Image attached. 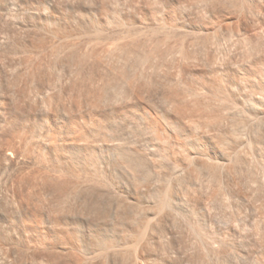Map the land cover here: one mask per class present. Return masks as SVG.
Returning <instances> with one entry per match:
<instances>
[{"label": "rangeland", "instance_id": "1", "mask_svg": "<svg viewBox=\"0 0 264 264\" xmlns=\"http://www.w3.org/2000/svg\"><path fill=\"white\" fill-rule=\"evenodd\" d=\"M12 2L13 3L8 8L9 11L7 10L8 16L5 15L6 17L5 16H4L5 18L3 17L4 20H2V22L0 21V24L2 23L1 29H0V31H1L0 34L2 36L0 35V40H2V39L4 40L3 41L4 44L2 43V46L6 45L9 48L12 47L15 49L17 47L16 51L18 54L16 56L20 57L22 60H25V62L23 61V65L20 66L21 70H22V68H24L21 73H23L24 71L25 72L23 74H21L22 76H20L19 79L17 80V82L19 81L18 82L19 87L16 89V87L13 86V84H12V82L14 83L13 79L15 78L13 76V74L15 75L16 72L14 71V69H12L8 66V63L4 62V60L7 61L9 59V57H11L8 54V51L10 49H8L6 47H5L6 49H3L4 47L0 48V80L2 83H5V84L1 83L2 86H4V88L2 87L3 88L2 91L4 93L1 91L0 97H2V96H4L2 98L6 97L5 99L7 100V103H8L7 105L9 106L8 110L10 112H12V111L15 112L19 116L18 121H21L22 117L28 115V110H29V108L27 109V107H29L28 100L31 99L32 97H34L37 93L36 90L38 91L40 86H42L41 85L42 83H40L41 78H43V77L45 78L47 76L49 78L52 77L51 80H54V82L52 81V85L50 83V84H46L47 86L44 85V87L46 86L45 90H46L47 94L49 96L54 97L53 98L55 100L54 102L58 103L57 105H59V106H57V107H59V109L58 108L54 109L55 106L53 107L52 105H49L48 103H47V105H46V103H41L42 107L44 106L46 108L40 107L41 104H38L39 106L37 104H35V106L33 107L34 104L32 101L33 105L32 106L30 105V109H31L30 111L31 112L33 111L32 117L35 120V122L36 123L38 122L37 124H40L42 127L44 122H45L44 115L49 114L50 110H51V114L54 113L56 110H58L59 112H55L54 114L58 113L56 115H58V117L62 118V119L61 118L60 119L64 122V123L62 122L63 124L67 125L69 123V121L71 120V118L74 117L72 119H76L78 122H80L79 124L82 123L81 125L84 126L85 122H84L83 117H84L85 113H89V112L95 113L96 112V113L101 114L103 112L102 113L103 116H105V117L107 116L108 120L110 119L109 120L110 122H108V129L103 132L104 135L103 134H102L103 136L101 135L102 139L100 137L99 140H102V141L105 140L104 141L105 143L110 144L109 141H111L113 139L111 141V143L116 142L114 144L116 146L111 144L112 147L110 149H112V150H110V149L105 150V151H103L105 153L101 154L103 160L107 159V161L104 160L107 165H108L107 162L112 161L111 162L112 164H110V162H109L108 166H111L113 164L114 165L111 166V169H109L110 167L108 168L107 165L106 166L104 165L106 168L103 167V169L100 173L101 174L100 177H102V176L103 177L102 178L98 177L99 178L98 180L96 178L97 182H95L96 181L95 176H94V179L92 180L94 174L90 169V165L87 163L88 161L86 158V154L84 153L85 152L84 147H85L86 143L85 142H82V143L79 142V152H82V154L84 153V155L82 156L81 153H78L77 157L73 156V158L75 157L74 160H76L78 163L81 164L80 165V164L76 163L77 165L74 164V167L77 166L78 168H76V169L74 167L73 168L79 174L82 172L80 174L81 175L80 180H79V178L78 179L76 178V180H78V181H75V178L73 179L72 176H70L71 178L67 175L63 176L61 179L62 180L65 179L64 181L67 182V184L65 183L66 184V186H65L66 192L61 198H58V199H57V197L53 196L52 192H50V191H45V192L41 191L42 193L39 192L41 194L40 195L38 193V191H40L39 190L40 184H37L38 186H36V187L35 186L32 188L29 187V188H27V189H29V190H27V191H29L28 192L29 194H26L27 192H24L23 196L26 195L24 198L26 200L29 199L28 204L31 202L30 200H32V202H31V204H29V206H27L28 204L25 205V203H27V202H25L24 208H22V210L18 208L19 209L18 210V209H16V207L12 206L13 204L10 203V200H8L10 195L7 194V192H9V191L5 192L6 190L3 187L2 173L5 171L6 167L10 166L9 164H11L13 169H17V168L19 169L20 166L18 165L19 167L18 166L16 167L17 164H15L14 161L9 162L7 160H4L5 158L3 157V155L6 152V147L4 145L0 144V264H55L52 261L53 260V258H51L52 256L54 257L59 253H60L59 256H61V255L63 256V254L65 256L67 254H72V252H73L72 249H71L72 252H70V251H68L70 253L66 252L65 249L63 248V246H61V239L58 238L61 235L68 233V232H69L68 234H72L73 236H75V235H76V237L79 236L78 238L75 237L76 239H74L73 243L76 241L74 243V245H76V243L79 242V244L82 248L79 247V244H77L76 247L75 246L73 247V249H75L76 251L74 250L75 252L72 254V255L77 256L79 259L83 258V260H84V258L86 257V255L84 257V254H86L84 251L85 248H86V252H87L90 250V248L95 249L100 245V243L102 244V242L103 243H105L106 241L108 242V240H111V238H112L116 242L118 241L116 243L115 248L108 249V250L105 249L102 251V252H105L107 250L106 254H105L106 256H104V257L105 258L107 257L108 259L107 258L105 259L102 256V255H104V253H101L103 260L105 259V262H107L106 264H136L137 262H139L138 260H137V262H135L136 260L134 259V257H132L134 255H131V254H133L132 253L133 249L131 248L133 246V242H132V240L131 241H129V240L136 233V232H134V230H137L136 227L138 224L139 225L141 224L140 222L143 221L142 220L143 217L145 216L144 220H146V216L147 217L150 216V214H148L149 212L147 213V211H149L148 209H150V208L152 209V207H155L158 200L162 199V198H160V197L158 198V196L160 195V194H158V191H156L158 194V196H157L155 194L156 193L155 190L154 191L151 190V194L149 191L148 193H146V196L140 195V193H139L140 197L142 196V198L140 199V197L138 195H136L138 193L135 194L134 187L137 188L138 183H136L137 182L136 180H135L136 182L134 180H132V177L129 174L131 171H132L131 173H132L133 177H137L139 175L140 178H142L145 175V177H143L144 179L142 178L143 182L151 180L153 178V176L154 177L158 176L157 177L158 180H156V183H157V181H159V182L161 181L159 183L160 185H158V183H157V186L160 187V192H163V193L166 190L169 191L168 189H171V188L174 190L175 185H176V187L179 186L178 183H180V180L183 176V173H185V171L186 172L189 171V172L185 173L184 175L190 174V177L193 180L196 179V181H197L198 179H200V180L202 179L201 181L199 180L198 182L193 181L194 186L197 189L196 190L197 202L193 206V208H194L193 213L194 214L192 213V217L191 216L189 218L187 217V223H185V221H183L184 223L182 221L180 223L179 218H174V220H173L171 217L168 220L170 222V224H167V225L164 223H162L163 225L160 224L161 228L160 227L158 228L159 234H161V237H166V238H163V239L161 238L162 239L161 242L159 241L157 243V245L153 246L157 253L156 252L154 253L151 250V248H153V247L149 248L151 252H148L149 254H148L147 258H150V259L157 262V263L156 262H154V263H156V264H159V263H161V264H202L204 262V264H206V263L207 264L208 263H210V264H264V99H263L264 98V95H263L264 94V0H260V1L259 0H234V1L233 0H12ZM237 2H238V4L236 5ZM249 6H251V7H249ZM248 10H250L251 13ZM235 13H236V15H235ZM40 14L41 15L44 14V15L41 16ZM53 14H54V16H53ZM46 18L49 19V21H51V18H52V20H53L52 22H55L56 24H57L56 21H58V22L60 21L59 23L62 22L60 24V26L64 25V26H66V28L69 27L67 29L72 28L74 30H76V29L79 30L80 36H78V39H77L79 42L76 40L77 41L76 42V48H72V47H69L67 45H66V47L64 45L65 49H64V47H62V48L60 47L61 51L57 47H54V49L51 48V47H53L51 45L48 48V44H47L48 42L46 39H49L51 37V35H50V33H48L46 28H45V30L43 29L44 28L43 22L46 21ZM244 18H246V19H244ZM258 18H260V19H258ZM59 23L57 25H59ZM68 25H70V26H68ZM130 26H132V27H130ZM228 26H230L231 28H229ZM130 28H131V30H130ZM92 29H96V30H92ZM242 29H243V31H242ZM82 30H84V31H82ZM230 31H232V32H230ZM233 31H234V33H233ZM98 32H99V34L101 33L103 35L100 37H103L104 40H102V38H101L100 39L101 41L98 40V42H96V41H94V40H96V38L93 35L95 33H98ZM89 33L91 35H89ZM92 33H93V35H92ZM115 33L117 35H121V37L118 36L120 40L119 39L116 40L117 35ZM229 33L231 35V38H230ZM124 34L126 35V38L130 42H131V39H132V41L134 40V42L130 43L125 38ZM131 34H133L134 37ZM135 34H136V36H135ZM237 34H239V35L237 36ZM104 36H105V38H104ZM233 36H234V38H233ZM113 38L115 41L113 40ZM121 38L123 40H121ZM44 39H45V41H44ZM91 39H93V41ZM230 39H232V41H230ZM233 39H234V41H233ZM89 40L93 44H91V42L88 43ZM5 41H6V43H5ZM113 41L116 43H114ZM82 42H84L85 44ZM104 42H105V44H104ZM118 42L119 43L124 42V43L120 44V46L122 45L121 47L123 48V50L118 49V48H121L120 46H118L116 48L117 45H115V44L119 45ZM232 42H233V44H232ZM41 43H43V44H41ZM110 43H111V45H110ZM214 43H217L218 45L214 44ZM231 44H232V46H231ZM235 44H236V46H235ZM86 45L88 46V48H86L87 47ZM96 45L97 46L101 45V47H99V46L97 47ZM113 45H115V47ZM80 46H81V48H80ZM103 46H104V48H103ZM112 46L114 47V49ZM126 46H127V48H126ZM37 47L40 49H38ZM109 47H111V49ZM128 47L131 49H129ZM217 47H218V49H217ZM55 48L58 49L60 52L58 50H55ZM89 48L93 49L94 51L96 50L94 53L97 54L95 56L93 55L89 59V60L92 59L91 61H89V64H90V62L92 64L93 61L97 62V60L99 62V59L101 58L100 62L103 61L102 63L99 62L101 64V67H99L98 70L96 68L95 69L91 68L92 69L91 70L90 67H87L89 65L82 66L83 69H82V67H80V68L75 67V69H74V66H71L74 69L72 71V68L69 66V65H71V63L70 64L68 63V61L71 62V59L74 57L72 54L73 53H74V55L77 54L78 55V59L76 58L77 61H79V60L81 61V59H79V58L82 57L81 56V54H83L82 52H84L85 49L90 50ZM125 48H126L127 52L125 51ZM135 48H137L136 49L137 51H135ZM52 49H53V51H52ZM73 49H75V51H77V53ZM102 49H103V51H102ZM115 49H117V50L115 51ZM2 50H5V52ZM104 50L107 52H105ZM206 50H208V52ZM216 50H219V52ZM117 51H118V53H117ZM121 51H123V52H121ZM128 51L129 52L132 51V52L129 53ZM156 51H158V54ZM213 51L215 52V54H217V53L218 54L215 55ZM44 52L45 53L47 52V53L45 54ZM80 52H81V54H80ZM113 52L114 53L116 52L115 55ZM210 52L212 54H210ZM36 53H37V55H36ZM55 53H57L58 55ZM63 53H66V54H63ZM108 53H111V54H108ZM126 53H128L130 55H127ZM50 54H51V56H50ZM150 54L153 56H151ZM123 55H124V57H120ZM56 56H57V58H56ZM70 56H72V58H70ZM96 56H98V57H96ZM144 56H146L147 58ZM179 56L181 58L184 56L185 58L183 57V59H181ZM186 56L189 58V60H188V58L186 59ZM75 57H77V56H75ZM94 57H96L95 58L96 60L94 59ZM214 57H216V60ZM121 58L125 62H123L121 60ZM26 59H28V60H26ZM29 59H30V62H29ZM183 60H184V62H183ZM211 60H213V62ZM51 61H52V63H51ZM82 61H83V59H82ZM31 62H33V63H31ZM24 64H25V66H24ZM104 64L106 65L105 67H103ZM213 64H215V65H213ZM213 66H215V67H213ZM102 67L105 71L104 70L102 71ZM107 67H110V68H107ZM100 68H101V70H100ZM77 69H79L80 71ZM21 70H19V71H21ZM27 71L29 72L28 74L26 73ZM75 71H79L80 73L83 71V74H82L83 80L81 79L83 82V86L78 91L77 90L74 91L71 88H69L70 87L69 85L72 82L71 81L72 77H73V79H75V77H74L76 74ZM28 75H30V76H28ZM58 76H62V77H60L62 79H60ZM138 76H139V78H137ZM28 78H30V79L27 80ZM219 78H222L223 80L219 79ZM209 79H211V80H209ZM56 80L57 81L59 80V81L56 82ZM67 80H69L70 82H68ZM132 80L134 83L132 82ZM66 81H67V83H66ZM125 82L128 84L132 83L133 87H132V84L131 85L129 84L128 86H131V87L128 88L127 84L125 85ZM8 84H10V85H8ZM138 84L143 85V86H140ZM205 85H206V87H205ZM49 86H51V87H49ZM215 86H216V88H215ZM54 87H55V89H54ZM138 87L141 89L140 91L142 93L138 90L139 89ZM142 87L145 90L142 89ZM210 88H211V90H210ZM227 88H229V89H227ZM19 89L24 91V92H22L23 95L25 92H26L25 95L27 94L26 96L25 95L23 96L21 94L23 97H25L24 103H26V105H28L26 107L27 110L25 109V104L22 105L23 97H21V95H19L21 93V91L18 92ZM131 89H132V91H131ZM215 89H216V91H215ZM223 89H225V90H223ZM12 90H14V91H12ZM27 90H28V92H27ZM60 90H62V91H60ZM247 90H249V91H247ZM197 91H198V93H197ZM174 92H175V95H176V93H178L179 95L182 94L179 98H181L180 101L182 100L183 102H181V104H178V105L183 106L184 110H182V108H180V106L179 107H177L176 105L173 106L171 104V102L169 103V101H170L169 94L171 95ZM8 94H9V96H8ZM29 94H31L32 96ZM240 94H241V96H240ZM29 96H31V97L29 98ZM139 97H140V99H139ZM248 97H249V99H248ZM91 98H93L95 100L97 99L96 101L98 102V104L96 102V106H97L96 109H95V106L93 108L91 105H89V100ZM99 98H102V99H99ZM20 99H21V101H20ZM33 99H31V100H33ZM36 105H37V108H35ZM253 105H255V106L253 107ZM21 106H23L24 109ZM136 106H140V108H143L144 111L145 110L147 111V113L144 112V117H143L144 119L141 117H138V115L134 116L133 113H131L134 110L133 108H135V109L137 108ZM47 107L49 109L50 108L51 109L49 110ZM175 107H176V109H175ZM19 108L21 111L19 110ZM177 108L179 110L181 109L182 113L179 112ZM35 109L36 110L38 109V111H36ZM67 109H68V112L66 111ZM91 109H94V110L91 111ZM128 109L131 111L129 112ZM174 109H175V111H174ZM230 110L232 113L230 112ZM119 111H125V115L118 118L115 114ZM183 111H185V112H183ZM235 112H236V114H235ZM42 113H43V115H42ZM148 113H149V116H148ZM158 116H159V118H156ZM112 117H113V119H112ZM148 117H150V118H148ZM164 118H166V119H164ZM145 119H146V121H145ZM162 119H164V121ZM153 120L157 121L155 123V125H156L155 127H157V128H153V132H152V130H149L146 128L147 127L146 124L148 123V121H153ZM167 120H168L169 124H168ZM82 121L84 122V125H83ZM111 121H112V123H111ZM153 122H155V121H153ZM163 122L164 123L167 122V124L166 123L164 124ZM113 124H115V125H113ZM171 126H173V128ZM114 127H116V128H114ZM176 127L179 128L180 131H178V129H176ZM170 131L171 132L173 131V132L171 133ZM239 131H241L240 132L241 135H239ZM149 132H150V134H149ZM177 132L182 133L183 136L180 137V133L178 134ZM258 132H259V134H258ZM111 133H112V135H111ZM175 133H177V135ZM232 133H234V135H232ZM170 134L173 138H176V139L180 138L179 140H181L182 142L184 139L185 142L186 141L188 142V143H183L184 145L187 144L185 146L187 148V149L185 148V152L187 151L186 153L182 152L183 150L181 148L180 149L182 151L180 149H178L179 147L174 148L173 145L171 147L170 146L168 147V145H170V144H168V145L166 144L168 142L166 137H170ZM242 134H243V136H242ZM152 135H153V137H152ZM158 135H160V137ZM114 136H115V139L113 138ZM162 136H165V137H162ZM237 136H238V138H237ZM235 137H236V139H235ZM118 138H120V139H118ZM47 139H49V138H47ZM191 139H193V140H191ZM62 140L69 141L68 139H65V138H62ZM114 140H116V141H114ZM153 140H154V142H153ZM157 140L160 142V144H159V142H157ZM179 140L177 141V144H179V142H181ZM129 142H131V143H129ZM164 142H166V143L164 144ZM227 142H229V144ZM247 142H249V143H247ZM259 142H261V143H259ZM122 143H123V145H122ZM149 143H151V144H149ZM225 143H226V145H225ZM142 145H143V147H142ZM156 145H157V147H156ZM221 145H222V147H221ZM154 146L156 147V149L159 150V152L161 151V153H163V151L165 150L164 154H162L163 156H160L161 153H158L159 157L158 156L154 157L155 159L156 158L158 159L156 161L153 159H149V158H153V157L152 156L149 157L150 155H148L147 151H146L147 147L148 148H150V147L155 148ZM164 146H166V147H164ZM175 146H177V145H175ZM248 146H251V147L248 148ZM80 147H82V148H80ZM127 147L129 148L128 150L132 149L131 150L132 152L128 151L126 149ZM134 147L136 148V150H134L135 149ZM140 148H142V149H140ZM123 149H124L126 154H127V152L131 153L130 155L134 154L133 157L130 155H128V156H130V158L132 160L131 164L137 165V166L134 165V167L136 168V171L138 173L139 172H141V173L137 174V172L134 171L135 168L133 169V166L131 165L129 167L131 169L128 173L129 175L126 174V176H125V174H123L124 172L122 171L123 168L121 165H123V167H124V164L122 163V162H124L123 158H125V156H127L123 153L124 152V151H122ZM188 149H190L191 152H189ZM178 150H180V151H178ZM192 150L195 151L194 153L203 154V156L198 155V158H196L193 161V163L197 162V163H195V165L193 164L195 166V168H192L194 166L190 165L191 161H189L190 163L188 162L189 158L187 156V153L189 152V154L191 155V153L193 152ZM233 150H235L234 151L235 153L233 152ZM145 151H146V153H145L146 155L143 154ZM166 151H167V153H166ZM139 152H141V153H139ZM229 152H230V154H229ZM182 153L184 156L181 155ZM260 153H262V154L260 155ZM64 154L67 155V153H64ZM176 154H178V155H176ZM123 155H125V156H123ZM78 156H79V158H78ZM164 156H166L167 158H170V159L167 160V158H164ZM185 156H186V158H185ZM68 157H70V154H68ZM81 157H83V158H81ZM119 157L122 158L123 161ZM145 157L148 159H146ZM60 158H61V161L59 162V166H58L59 168L58 169H61V167L63 169H66L69 166V164H68L69 162L66 163L67 161H64V160H68L67 156L64 157L61 155ZM76 158H78V160ZM84 158H86V159H84ZM117 158H118V160L122 161L120 164L121 169H118L120 161H119V163L117 162L118 166L114 162V159L116 161ZM262 158H263V161H262ZM109 159H112V160H109ZM159 159H160V161H159ZM197 159L201 160L200 161L201 163ZM83 160H84V162L81 163V161H83ZM147 160H149L148 163H147ZM151 160L155 161L156 164H154L155 162H153V164H151L150 163V162H152ZM137 162H139V163L141 162V163L140 164L138 163L139 164L138 165ZM174 162H176V163H174ZM212 162L216 163V164L219 163V165H217L218 167H216V164H213ZM12 163H13V165H12ZM86 163L88 164V167L86 166L87 165ZM146 163H147V165H144ZM203 163L206 166L205 165L203 166ZM14 164H15V167H14ZM52 164L55 166L58 165V163H56L54 160H51V162H49L48 165L52 166ZM84 164H86V165L84 166ZM176 164L179 165L180 168L183 167V170H185L184 172L182 169L179 170V171H182V174L180 172L181 175L179 174V172H177V174L175 173V175L172 174L171 170L173 168H171V167L176 165ZM235 164H236V166H235ZM48 165H47L48 169L46 168V170H48L47 172L50 173L52 171H51V167H49ZM60 165H61V167H60ZM143 165L145 168H147L148 171L143 167ZM151 165H156V167H157L155 169V171H156L155 175L157 174L156 176L152 172L154 170L153 168H155V166H153L151 169L148 168ZM185 165L188 168H186ZM197 165H198V167L202 166V169L200 167L198 168ZM214 165H215V167H214ZM79 166H81L80 169H79ZM116 166H117V168H116ZM239 166H241V167H239ZM159 167H161V168H159ZM224 167H225V169H224ZM82 168L84 170H82ZM104 168H105V170H104ZM114 168H116V169H114ZM129 168H127V169L129 170ZM208 168H210V169H208ZM211 168L212 169L214 168V169L212 170ZM221 168H223L224 170ZM239 168H240V171H239ZM86 169L87 170L89 169V170L87 171ZM124 169H126V168L124 167ZM127 169L125 170V172L127 171ZM192 169H196V172L194 170L195 173L194 172L192 173V171H193ZM203 169H205V170H203ZM233 169H235V170H233ZM80 170H82V171H80ZM107 170L110 172H108ZM115 170H117V171H115ZM118 170H121V171H118ZM231 170H232V172H229ZM112 171L113 172L115 171L118 173L115 174V172L113 173ZM133 171L137 174L136 176L133 173ZM190 171L192 174L190 173ZM197 171H199V172H197ZM201 171H203V173ZM87 172L90 175L87 174ZM103 172H105V173H103ZM119 172H122L123 175H120L121 173H119ZM147 172H149L153 176ZM234 172H235V174H234ZM199 173H200V175H199ZM214 173H215V175H214ZM219 173H221V174H219ZM83 174L84 175L86 174V176H83ZM147 174L150 175V177ZM170 174L173 176H171ZM216 174H218V176ZM169 175H170V177H169ZM219 175H220V177L222 175V177L220 178ZM235 175H236V178L234 177ZM139 176L137 178H139ZM209 176H211V177H209ZM82 177H84V178H82ZM87 177L88 178L92 177V178L88 179ZM116 177H118V178H116ZM159 177L161 178L160 180H159ZM204 177H206V178H204ZM106 178H109V179H106ZM130 178H131V180H130ZM146 178L147 179L149 178V180H147ZM168 178L170 179L171 182L168 181L169 180ZM203 178L206 180H204ZM211 178H214L213 179L214 181L211 180ZM85 179H87V180H85ZM133 179H135V178H133ZM218 179H220L221 181H218ZM227 179H228V182H226ZM99 180L102 182H100ZM103 180H104V182H103ZM128 180L131 182H129ZM176 180H177V182H176ZM215 180H217V181H215ZM239 181H240V183H239ZM81 182H82V184H81ZM211 182H212V184L209 185ZM258 182H259V184H258ZM76 183L78 184V186L76 185ZM166 183H168L169 186ZM197 183H199L201 186H199V184H197ZM238 183L240 185H238ZM255 183H257V184H255ZM94 184L96 186H94ZM136 184H137V186H135ZM248 184H250V185L248 186ZM87 185L90 186V188ZM105 186H107V187H105ZM157 186H156V189L158 188ZM171 186H173V187H171ZM208 186H210V187H208ZM254 186H256L258 188H255ZM163 187H165V188H163ZM166 187H167V189H166ZM82 188L84 191L82 190ZM201 188H203V189H201ZM250 188H252V189H250ZM164 189H166V190H164ZM172 189H171V191H172ZM256 189H257V192L255 191ZM25 190L26 189H24V191ZM227 190L229 193L226 192ZM209 191L211 193H213V195L211 193H209ZM152 192H154V194ZM202 192H203V194L200 195V193H202ZM205 192H208V193H205ZM240 193H242V194L240 195ZM32 194H34V195L32 196ZM36 194L39 197L38 196L34 197V196H36ZM206 194H209V195H206ZM118 195H120V196H118ZM161 195H162V193H161ZM27 196L30 197L31 199L28 198ZM164 196H165V194H164ZM123 197H124V199H123ZM126 197L129 201L126 199ZM135 197H138L136 201H135V199H136ZM215 197H216L217 201H216ZM132 198H134V199H132ZM152 198H153V200H152ZM138 199H139V202H138ZM121 200H123V201L121 202ZM124 200L126 201V203H130V204L123 203V202H125ZM142 200L144 201V203ZM148 200L151 202H149ZM156 200H157V202H156ZM214 200H215V202H214ZM223 200H224V202H223ZM226 200H227V202H226ZM119 201L121 202V205H119L120 204ZM152 201H154L156 203H154ZM117 202L119 203L117 205L118 207L116 206ZM137 202L140 204H143V205L139 206ZM219 202H220V204H219ZM254 202H256V203H254ZM259 202H261V203H259ZM221 203H223L224 205ZM35 204L38 207H36V206L34 207L33 205H35ZM112 204L113 205L115 204V205L113 206ZM131 204L133 205V209H129L132 206ZM134 204L135 205L137 204L138 206L137 205L135 206ZM145 204H148V205L145 206ZM215 204L218 205L216 208H215V206H216ZM255 204H256V207H255ZM30 205L35 209L38 208L37 209L38 213L36 212L37 215H36V213L32 212V214L30 216L31 212H29V211L34 210L33 208H30L31 207ZM195 206H197V207H195ZM212 206L214 208H212ZM27 207L30 209H28ZM119 207H121V208H119ZM127 207H129V208H127ZM140 207H142L143 210ZM146 207H148V208H146ZM156 207H157V209L159 208L158 204ZM156 207L153 209L157 210ZM232 207L233 208L235 207L234 208L235 210ZM229 208L231 210H229ZM255 208H257V209H255ZM151 209H150V213H151ZM215 209H217V210H215ZM130 210H133L134 212L130 211ZM140 210H142L143 212L146 211V213H143ZM232 210L235 211L234 214H233ZM21 211H23V212H21ZM217 211H218V213H217ZM238 212H240L239 215H238ZM24 213L29 214V217L26 218L24 216ZM235 214H237V216ZM130 215H131V217H130ZM54 216H56V217H54ZM132 216H134V218ZM227 216H229V217H227ZM238 217L239 218L241 217V218L239 219ZM54 218H56L55 221L52 220ZM139 218H140V220H139ZM196 218H197V220H199V223L197 222V220H194ZM226 218H228V219H226ZM171 219L173 220L172 222H171ZM200 219H202V220L200 221ZM222 219L224 221H222ZM203 220L205 222H202ZM188 221H189V225H188ZM221 221H222V223H221ZM241 221H242V223H241ZM53 222H55V223H53ZM174 222H176V223H174ZM120 223H122L123 225ZM132 223H134V224H132ZM200 223H202V224L206 223L208 225L206 231L203 229H199V228H203V227H200V225L202 226V224H200ZM172 224H173L174 228H173ZM175 224H177V225H175ZM198 224H200V225H198ZM194 226L196 227V230H194L195 229ZM112 227L113 228L115 227V228L113 229ZM162 227H164L165 229L163 228L164 229L163 230ZM209 227H211V228H209ZM150 229H151V225H150ZM215 230H217V231H215ZM203 231L206 232V234H209V233L210 234L206 235ZM199 232L201 234H199ZM221 232H222V234H221ZM93 234L96 237H94ZM197 234H199V235H197ZM124 235L126 237L127 236L128 237L125 239ZM100 236H102L103 238ZM106 236H108V237H106ZM129 236H130V238H129ZM99 237H100V239L101 238L102 239L100 240ZM209 238L211 241H212V239H215L214 241L216 242V244H218V242H220L218 244L219 245L218 247H220L219 250H220L221 254L219 252H217L218 254L215 253L216 256H214L213 254H209L210 251H207V249H206L209 247V246H207L208 245L207 242L209 241L208 240ZM165 239H167V240L165 241ZM193 239H195V240H193ZM198 239H200V240H198ZM114 240H112V241L115 243ZM220 240L223 242V244H221ZM124 241H125V243H124ZM162 241H163V244H162ZM121 242H122V244H121ZM201 242H203V243H201ZM204 243H206L207 245H205ZM123 244L125 245V247ZM126 244H127V246H126ZM160 244H162V245L160 246ZM165 244H167V245H165ZM91 245H93L94 248ZM223 245L226 246V248L224 247V250H223ZM28 246L29 247H35L34 250H33V248H31L32 251H34V253L31 252V250ZM233 246H234V249H233ZM17 248H19L20 251ZM78 248H80L79 249L80 251L77 250ZM27 249L30 251L29 253H28ZM110 250L111 251L114 250L115 252L112 251L114 254L112 252H110ZM20 252H22L23 254ZM109 252H110V256L108 254ZM233 252L235 253V257H234ZM153 253L156 255H153ZM119 254H121V255H119ZM130 255L132 258L130 257ZM208 255H211V256H208ZM217 255H220V256H217ZM228 256H230V257H228ZM157 257H160V258H157ZM231 257L232 258L234 257L233 259L235 262L233 260H231ZM164 258H165V260H164ZM182 258H184V259H182ZM193 258H194V260H192ZM218 259L220 261H223V262L219 263ZM83 260L80 261L81 264L86 263V261H83ZM113 260L114 261L117 260V261L114 262ZM230 260H231V263H230ZM216 261H218V262H216ZM105 262H104V264H105ZM108 262H110V263H108ZM80 263H78V264H80Z\"/></svg>", "mask_w": 264, "mask_h": 264}, {"label": "bare ground", "instance_id": "2", "mask_svg": "<svg viewBox=\"0 0 264 264\" xmlns=\"http://www.w3.org/2000/svg\"><path fill=\"white\" fill-rule=\"evenodd\" d=\"M234 1V0H233ZM260 1V0H259ZM14 2V1H13ZM12 2V0H0V21L2 22V20H4V18L6 17L5 15H7V10L9 11V7H10V5L13 3ZM240 3V2H239ZM256 3V2H255ZM238 4V2L236 3V5ZM251 4V3H250ZM240 5V4H239ZM238 5V6H239ZM249 5V4H248ZM235 7V6H234ZM233 7V8H234ZM248 7V6H247ZM246 7V8H247ZM249 7H251V6H249ZM245 8V7H244ZM11 9V8H10ZM234 11V10H233ZM249 12H250V10H248ZM256 12V11H255ZM240 13V12H239ZM251 13V12H250ZM51 14V13H50ZM238 14V13H237ZM260 14V13H259ZM41 15V14H40ZM42 15H44V14H42ZM41 15V16H42ZM52 15V14H51ZM234 15V14H233ZM235 15H236V13H235ZM249 15V14H248ZM5 16V17H4ZM8 16V15H7ZM53 16H54V14H53ZM250 16V15H249ZM253 16V15H252ZM4 17V18H3ZM45 17V16H44ZM51 17V16H50ZM230 17V16H229ZM235 17V16H234ZM245 17V16H244ZM247 17V16H246ZM254 17V16H253ZM48 18V17H47ZM46 18V21L45 22H43L42 24L44 25L42 28L45 30V28H46V30L48 31V33H50V35H51V37L49 38V39H46L47 40V44H48V48H49V46L51 45V46H53V47H51V48H53L54 49V47H57V48H59V50L62 48V47H64V45H65V47H66V45L67 46H69V47H72V48H76V42L78 41L77 39H78V36H80L79 34V30H74V29H72V28H70V29H67V28H69V27H67L66 28V26H64L63 24V26H60V24L62 23H59L58 21H56L57 22V24L59 23V25H57L55 22H52L53 20H52V18H51V21H49V19H47ZM56 18V17H55ZM54 18V19H55ZM222 18V17H221ZM240 18V17H239ZM252 18V17H251ZM257 18V17H256ZM244 19H246V18H244ZM258 19H260V18H258ZM255 20V19H254ZM55 21V20H54ZM245 21V20H244ZM239 22V21H238ZM259 22V21H258ZM66 23V22H65ZM224 23V22H223ZM234 23V22H233ZM240 23V22H239ZM2 24V23H1ZM1 24H0V29H1ZM41 24V25H42ZM67 24V23H66ZM227 25V24H226ZM230 25V24H229ZM68 26H70V25H68ZM231 26V25H230ZM230 26H228L229 28H231ZM234 26V25H233ZM130 27H132V26H130ZM227 27V26H226ZM235 27V26H234ZM98 28V27H97ZM224 28V27H223ZM236 28V27H235ZM42 29V30H43ZM128 29V28H127ZM81 30V29H80ZM92 30H96V29H92ZM130 30H131V28H130ZM129 30V31H130ZM236 30V29H235ZM82 31H84V30H82ZM115 31V30H114ZM240 31V30H239ZM242 31H243V29H242ZM119 32V31H118ZM123 32V31H122ZM230 32H232V31H230ZM236 32V31H235ZM238 32V31H237ZM0 33H1V31H0ZM3 33V32H2ZM91 33V32H90ZM89 33V35H91ZM117 33V32H116ZM115 33V34H116ZM126 33V32H125ZM233 33H234V31H233ZM239 33V32H238ZM241 33V32H240ZM121 34V33H120ZM1 35V34H0ZM49 35V34H48ZM84 35V34H83ZM87 35V34H86ZM88 35V36H89ZM92 35H93V33H92ZM117 35V34H116ZM125 35V34H124ZM130 35V34H129ZM128 35V36H129ZM131 35H133V34H131ZM229 35H230V33H229ZM236 35V34H235ZM239 34H237V36H238ZM2 36V35H1ZM38 36V35H37ZM95 38H96V40H94V41H96V42H98V40H100L101 38H102V40H104L103 39V37H100V36H103L101 33L99 34V32L98 33H95L94 35H93ZM118 36H120L121 37V35H117V39L116 40H118L119 39V37ZM135 36H136V34H135ZM167 36V35H166ZM6 37V36H5ZM48 37V36H47ZM133 37H134V35H133ZM42 38V37H41ZM83 38V37H82ZM88 38V37H87ZM92 38V37H91ZM94 38V39H95ZM104 38H105V36H104ZM125 38H126V35H125ZM131 38V37H130ZM136 38V37H135ZM230 38H231V35H230ZM233 38H234V36H233ZM241 38V37H240ZM245 38V37H244ZM81 39V38H80ZM90 39V38H89ZM127 39V38H126ZM39 40V39H38ZM43 40V39H42ZM41 40V41H42ZM77 40V41H76ZM82 40V39H81ZM92 41H93V39H91ZM106 40V39H105ZM113 40H114V38H113ZM120 40V39H119ZM121 40H123L122 38H121ZM128 40V39H127ZM136 40V39H135ZM228 40V39H227ZM226 40V41H227ZM238 40V39H237ZM4 40L2 39V40H0V48H3V49H6V48H8V49H10L9 51H8V54H9V56H11V57H9V59L7 60V61H5L4 60V62H6V63H8V66L10 67V68H12V69H14V71L16 72V74L14 75L13 73V76L15 77L13 80H14V83L12 82V84H13V86H15L16 87V89L19 87V84H18V82H17V80L19 79V77L20 76H22L21 74H23V73H21L22 72V70L24 69V68H22V70H21V65H23V61L25 62V60H22L20 57H18V56H16L18 53H17V51H16V49H17V47H16V49L15 48H9V47H7L6 45L5 46H2V43L4 44V42H3ZM36 41V40H35ZM44 41H45V39H44ZM101 41V40H100ZM99 41V42H100ZM115 41V40H114ZM113 41V42H114ZM129 41V40H128ZM229 41V40H228ZM230 41H232V39H230ZM233 41H234V39H233ZM239 41V40H238ZM32 42V41H31ZM79 42V41H78ZM81 42V41H80ZM91 41L89 40V42L88 43H90ZM112 42V43H113ZM125 42V41H124ZM124 42H118L119 43V45L118 44H115V45H117L116 46V48L118 47V46H120V44L121 43H124ZM130 42V41H129ZM131 42L133 43L134 42V40L132 41V39H131ZM130 42V43H131ZM5 43H6V41H5ZM14 43V42H13ZM17 43V42H16ZM36 43V42H35ZM39 43V42H38ZM82 43H84V42H82ZM102 43V42H101ZM114 43H116V42H114ZM231 43V42H230ZM238 43V42H237ZM240 43V42H239ZM32 44V43H31ZM34 44V43H33ZM41 44H43V43H41ZM69 44V45H68ZM85 44V43H84ZM91 44H93L92 42H91ZM97 44V43H96ZM100 44V43H99ZM104 44H105V42H104ZM214 44H217V43H214ZM232 44H233V42H232ZM232 44H231V46H232ZM107 45V44H106ZM110 45H111V43H110ZM115 45H113L114 47H115ZM124 45V44H123ZM218 45V44H217ZM10 46V45H9ZM14 46V45H13ZM18 46V45H17ZM32 46V45H31ZM36 46V45H35ZM38 46V45H37ZM43 46V45H42ZM82 46V45H81ZM81 46H80V48H81ZM87 46V45H86ZM97 46V45H96ZM95 46V47H96ZM99 46V45H98ZM97 46V47H98ZM105 46V45H104ZM104 46H103V48H104ZM108 46V45H107ZM112 46V47H113ZM122 46V45H121ZM120 46V47H121ZM136 46V45H135ZM235 46H236V44H235ZM6 47V48H5ZM61 47V48H60ZM65 47H64V49H65ZM78 47V46H77ZM90 47V46H89ZM94 47V48H95ZM99 47H101V45L99 46ZM114 47H113V49H114ZM124 47V46H123ZM130 47V46H129ZM128 47V48H129ZM134 47V46H133ZM132 47V48H133ZM214 47V46H213ZM219 47V46H218ZM218 47H217V49H218ZM238 47V46H237ZM240 47V46H239ZM38 48V47H37ZM47 48V49H48ZM86 48H88V46L86 47ZM92 48V47H91ZM110 49H111V47H109ZM108 48V49H109ZM122 48V47H121ZM121 48H118V49H120V50H123V48L121 49ZM126 48H127V46H126ZM126 48H125V51H126ZM205 48V47H204ZM212 48V47H211ZM220 48V47H219ZM235 48V47H234ZM35 49V48H34ZM38 49H40V48H38ZM53 49H52V51H53ZM71 49V48H70ZM83 49V48H82ZM90 49V48H89ZM101 49V48H100ZM129 49H131V48H129ZM137 48H135V51H137L136 50ZM20 50V49H19ZM55 50H58V49H56L55 48ZM58 50V51H59ZM74 51H75V49H73ZM117 49H115V51H116ZM203 50V49H202ZM211 50V49H210ZM2 51H4L5 52V50H2ZM36 51V50H35ZM34 51V52H35ZM42 51V50H41ZM51 51V50H50ZM61 51V50H60ZM59 51V52H60ZM65 51V50H64ZM63 51V52H64ZM73 51V52H74ZM81 51V50H80ZM96 51V50H95ZM93 49H90V50H88V49H85L84 50V52H82L83 54H81V52H80V54H81V56L82 57H80L79 59H81V61L79 60V61H77V59H78V55L76 54L77 53V51H75L76 53V55H74V53L72 54L74 57L72 58V56H70V58H72L71 59V62H69L68 61V63L70 64L71 63V65H69L70 67L71 66H74V69H75V67L76 68H80V67H82V66H87V65H89V66H87V67H90V69L92 68V69H97L98 70V68L99 67H101V64L100 63H102V62H100L101 60V58L99 59V62H98V60H97V62H95V61H93V63L91 64V62H90V64H89V61H91V60H89L93 55L95 56V55H97V54H95L94 52H95ZM102 51H103V49H102ZM101 51V52H102ZM105 51V50H104ZM114 51V50H113ZM134 51V52H135ZM155 51V50H154ZM207 52H208V50H206ZM216 51H218L219 52V50H216ZM24 52V51H23ZM56 52V51H55ZM58 52V53H59ZM66 52V51H65ZM79 52V51H78ZM105 52H107V51H105ZM121 52H123V51H121ZM127 52V51H126ZM129 52V51H128ZM130 52H132V51H130ZM129 52V53H130ZM151 52V51H150ZM153 52V51H152ZM157 52V54H158V51H156ZM184 52V51H183ZM214 52V51H213ZM2 53V52H1ZM42 53V52H41ZM45 53V52H44ZM47 53V52H46ZM45 53V54H46ZM114 53V52H113ZM112 53V54H113ZM116 53V52H115ZM115 53H114V55H115ZM117 53H118V51H117ZM125 53V52H124ZM39 54V53H38ZM43 54V53H42ZM41 54V55H42ZM52 54V53H51ZM51 54H50V56H51ZM55 54H57V53H55ZM63 54H66V53H63ZM62 54V55H63ZM108 54H111V53H108ZM121 54V53H120ZM127 55H130V54H128V53H126ZM132 54V53H131ZM156 54V55H157ZM184 54V53H183ZM206 54V53H205ZM210 54H212L211 52H210ZM214 54H215V52H214ZM218 54V53H217ZM217 54H215V55H217ZM3 55V54H2ZM7 55V54H6ZM36 55H37V53H36ZM44 55V54H43ZM58 55V54H57ZM117 55V54H116ZM151 55V54H150ZM214 55V56H215ZM40 56V55H39ZM65 56V55H64ZM63 56V57H64ZM75 56H77V57H75ZM108 56V55H107ZM132 56V55H131ZM151 56H153V55H151ZM155 56V55H154ZM206 56V55H205ZM24 57V56H23ZM29 57V56H28ZM31 57V56H30ZM45 57V56H44ZM84 57V58H83ZM96 57H98V56H96ZM96 57H94V59L96 58ZM120 57H124V55L123 56H120ZM143 57V56H142ZM141 57V58H142ZM144 57H146V56H144ZM180 57V56H179ZM184 57V56H183ZM183 57L181 58V59H183ZM207 57V56H206ZM32 58V57H31ZM53 58V57H52ZM51 58V59H52ZM56 58H57V56H56ZM75 58V59H74ZM77 58V59H76ZM117 58V57H116ZM127 58V57H126ZM147 58V57H146ZM185 58V57H184ZM188 57L186 56V59H187ZM215 58V60H216V57H214ZM37 59V58H36ZM63 59V58H62ZM82 59H83V61H82ZM87 59V60H86ZM125 59V58H124ZM26 60H28V59H26ZM96 60V59H95ZM121 60L123 61V59L121 58ZM143 60V59H142ZM188 60H189V58H188ZM207 60V59H206ZM50 61V60H49ZM105 61V60H104ZM107 61V60H106ZM121 61V62H122ZM212 62H213V60H211ZM29 62H30V59H29ZM28 62V63H29ZM34 62V61H33ZM33 62H31V63H33ZM123 62H125V61H123ZM183 62H184V60H183ZM51 63H52V61H51ZM217 63V62H216ZM30 64V63H29ZM110 64V63H109ZM113 64V63H112ZM116 64V63H115ZM124 64V63H123ZM259 64V63H258ZM66 65V64H65ZM103 65V64H102ZM212 65V64H211ZM213 65H215V64H213ZM2 66V65H1ZM24 66H25V64H24ZM29 66V65H28ZM106 65L104 64V66L103 67H105ZM210 66V65H209ZM20 67V68H19ZM67 67V66H66ZM103 67H102V71L104 70L103 69ZM111 67V66H110ZM110 67H107V68H110ZM213 67H215V66H213ZM9 68V69H10ZM27 68V67H26ZM72 68V67H71ZM212 68V67H211ZM257 68V67H256ZM255 68V69H256ZM73 68H72V71L74 70ZM82 69H83V67H82ZM91 69V70H92ZM19 70H21V71H19ZM26 70V69H25ZM70 70V69H69ZM77 70H79V69H77ZM100 70H101V68H100ZM111 70V69H110ZM13 71V70H12ZM11 71V72H12ZM71 71V72H72ZM80 71V70H79ZM79 71H75L76 72V74H75V79H73V77H72V82H71V84L69 85L70 87L69 88H71L72 90H80L81 89V87L83 86V82H82V74H83V71L80 73ZM95 71V70H94ZM105 71V70H104ZM218 71V70H217ZM14 72V73H15ZM74 72V73H75ZM93 72V71H92ZM212 72V71H211ZM27 74L29 73L28 71L26 72ZM59 73V72H58ZM218 73V72H217ZM126 74V73H125ZM35 75V74H34ZM49 75V74H48ZM57 75V74H56ZM60 75V74H59ZM74 75V74H73ZM28 76H30V75H28ZM43 76V75H42ZM50 76V75H49ZM55 76V75H54ZM33 77V76H32ZM51 77V76H50ZM59 78L60 77H62V76H58ZM91 77V76H90ZM125 77V76H124ZM127 77V76H126ZM133 77V76H132ZM136 77V76H135ZM13 78V77H12ZM11 78V79H12ZM22 78V77H21ZM52 78V77H51ZM51 78H49L48 76L47 77H43V78H41V82L40 83H42L41 85L42 86H40V88L38 89V91L36 90V95L34 96V97H32L31 99H33V100H31V99H29L32 95L31 94H29V95H31V96H29V100H28V104H29V107H27L28 105H26V103H24V101H25V97H23L24 95H25V93H24V95H23V93L22 92H24V91H22V90H18V92L19 91H21V93L19 94V95H21V97H23V103H22V105H24L25 104V109H26V107H27V109L29 108V110H28V115H26V116H24V117H22V120L21 121H18V119H19V116L15 113V112H10L9 110H8V103H7V100L5 99V98H2V97H4V96H2V97H0V144L1 145H4L5 147H6V152L4 153V155H3V157L5 158L4 160H7V161H9V162H13L14 161V163L15 164H17L16 165V167L18 166L19 167V169L17 168V169H13V167L11 166V164H9L10 166H8V167H6V169H5V171L2 173V184H3V187H4V189L6 190L5 192H7V191H9V192H7V194L8 195H10L9 196V198H8V200H10V203H12L13 205L12 206H14V207H16V209H21L22 210V208H24V203L25 202H27V203H25V205H27L28 204V198H30V197H28L27 199L28 200H26L24 197L26 196H23V193L24 192H27L26 194H29L28 192L29 191H27V190H29V189H27V188H29V187H36V186H38L37 184H40V191H38V193L40 192V193H42V192H45V191H50V192H52V194H53V196H55V197H57V199L58 198H61L64 194H65V192H66V190H65V186H66V184H67V182H65L64 180L65 179H61L63 176H65V175H67V176H72V178L74 179L75 178V181H78V180H76V178L78 179L79 178V180H80V174L82 173H77L76 172V168H78L77 166L76 167H74V164H76V163H78L76 160H74V158L75 157H77V155H78V153H81L82 154V152H79V142H85L84 144H85V154H86V158H87V163L90 165V169H91V171L93 172V178L92 177H90V178H92V180L94 179V176H95V180H96V178H97V180L99 179L98 177H100L101 176V171H102V169H103V167H105L107 164H106V162L104 161V160H106L107 161V159H102V156H101V154L102 153H105V152H103V151H105V150H109L111 147H112V145L111 144H115L116 142H112L111 143V141L113 140H111V141H109L110 142V144H107V143H105L104 141H102V140H99L100 139V137H101V135L103 134L104 135V131L105 130H107L108 129V122H110L109 120H108V118H107V116L105 117V116H103V112L100 114V113H91V112H89V113H85V115H84V122H85V125H84V122H83V125L84 126H82L81 124H79L80 122H78L76 119H72V118H74V117H72L71 118V120L69 121V123L66 125V124H63L64 122L61 120L62 118L61 117H58V115H56V114H58V113H56V114H54L55 112H59L58 110H56L54 113H52L51 114V108L49 109L48 107V109L50 110V113L49 114H47L46 112V114L47 115H44V119H45V122H44V124H43V126L41 127V125L40 124H37L36 122H35V120L33 119V117H32V112L30 111L31 109H30V105L32 106L33 104V107L35 106V104H41V103H46V105H47V103L49 104V105H52L53 107H54V109H59V107H57V106H59V105H57L58 103H56V102H54L55 100L53 99L54 97H52V96H49L48 94H47V92H46V90H45V88H46V84H50L51 83V85H52V81L54 82V80H51ZM68 78V77H67ZM93 78V77H92ZM137 78H139V76L137 77ZM30 78H28L27 80H29ZM60 79H62V78H60ZM66 79V78H65ZM82 79V80H81ZM122 79V78H121ZM133 79V78H132ZM213 79V78H212ZM216 79V78H215ZM219 79H222V78H219ZM70 80V79H69ZM69 80H67L68 82H70ZM123 80V79H122ZM143 80V79H142ZM206 80V79H205ZM209 80H211V79H209ZM223 80V79H222ZM59 81V80H58ZM57 80H56V82H58ZM63 81V80H62ZM67 81H66V83H67ZM128 81V80H127ZM141 81V80H140ZM17 82V83H16ZM132 82H133V80H132ZM136 82V81H135ZM214 82V81H213ZM1 82V80H0V94H1V91H2V89L4 88V86H2V84H5V83H2ZM11 83V82H10ZM16 83V84H15ZM21 83V82H20ZM61 83V82H60ZM59 83V84H60ZM65 83V82H64ZM134 83V82H133ZM247 83V82H246ZM57 84V83H56ZM62 84V83H61ZM60 84V85H61ZM127 84V86L130 84H132V83H126L125 82V85ZM210 84V83H209ZM220 84V83H219ZM8 85H10V84H8ZM44 85H46L45 87H44ZM138 85H140V84H138ZM137 85V86H138ZM207 85V84H206ZM206 85H205V87H206ZM212 85V84H211ZM215 85V84H214ZM59 86V85H58ZM57 86V87H58ZM135 86V85H134ZM140 86H143V85H140ZM219 86V85H218ZM243 86V85H242ZM262 86V85H261ZM3 87V88H2ZM12 87V86H11ZM22 87V86H21ZM49 87H51V86H49ZM129 87H131V86H128V88ZM132 87H133V84H132ZM204 87V86H203ZM204 87V88H205ZM212 87V86H211ZM13 88V87H12ZM11 88V89H12ZM67 88V87H66ZM127 88V87H126ZM136 88V87H135ZM139 88V87H138ZM137 88V89H138ZM215 88H216V86H215ZM220 88V87H219ZM236 88V87H235ZM246 88V87H245ZM14 89V88H13ZM54 89H55V87H54ZM60 89V88H59ZM70 89V90H71ZM133 89V88H132ZM132 89H131V91H132ZM142 89H144L143 87H142ZM201 89V88H200ZM221 89V88H220ZM227 89H229V88H227ZM247 89V88H246ZM9 90V89H8ZM130 90V89H129ZM139 91L141 90L140 88L138 89ZM137 90V91H138ZM145 90V89H144ZM143 90V91H144ZM190 90V89H189ZM210 90H211V88H210ZM213 90V89H212ZM223 90H225V89H223ZM232 90V89H231ZM7 91V90H6ZM12 91H14V90H12ZM50 91V90H49ZM60 91H62V90H60ZM127 91V90H126ZM147 91V90H146ZM195 91V90H194ZM215 91H216V89H215ZM247 91H249V90H247ZM246 91V92H247ZM3 92V91H2ZM27 92H28V90H27ZM141 92V91H140ZM191 92V91H190ZM193 92V91H192ZM214 92V91H213ZM242 92V91H241ZM4 93V92H3ZM9 93V92H8ZM49 93V92H48ZM135 93V92H134ZM142 93V92H141ZM194 93V92H193ZM196 93V92H195ZM197 93H198V91H197ZM211 93V92H210ZM224 93V92H223ZM229 93V92H228ZM255 93V92H254ZM140 94V93H139ZM174 94V95H173ZM178 93H176V95H175V92L174 93H172L171 95L169 94V99H170V101H169V103L171 102V104L173 105V106H177V107H179L180 106V108H182V110H184L183 109V106H181V105H178V104H181V102H183L182 100L180 101V99L181 98H179L181 95H177ZM217 94V93H216ZM215 94V95H216ZM244 94V93H243ZM248 94V93H247ZM246 94V95H247ZM16 95V94H15ZM27 95V94H26ZM25 95V96H26ZM132 95V94H131ZM214 95V96H215ZM264 95V94H263ZM1 96V95H0ZM8 96H9V94H8ZM126 96V95H125ZM219 96V95H218ZM240 96H241V94H240ZM19 97V96H18ZM183 97V96H182ZM258 97V96H257ZM260 97V96H259ZM127 98V97H126ZM166 98V97H165ZM185 98V97H184ZM241 98V97H240ZM99 99H102V98H99ZM123 99V98H122ZM139 99H140V97H139ZM248 99H249V97H248ZM254 99V98H253ZM257 99V98H256ZM264 99V98H263ZM27 100V99H26ZM31 100V101H30ZM97 100V99H96ZM95 99H93V98H91L90 100H89V105H91L93 108H94V106H95V109H96V101ZM240 100V99H239ZM9 101V100H8ZM20 101H21V99H20ZM32 101H33V104H32ZM44 101V102H43ZM47 101V102H46ZM99 101V100H98ZM256 101V100H255ZM59 102V101H58ZM246 102V101H245ZM167 103V102H166ZM250 103V102H249ZM252 103V102H251ZM261 103V102H260ZM60 104V103H59ZM97 104H98V102H97ZM254 104V103H253ZM37 105H36V107L35 108H37ZM44 105V104H43ZM169 105V104H168ZM167 105V106H168ZM247 105V104H246ZM256 105V104H255ZM255 105H253V107L255 106ZM262 105V104H261ZM18 106V105H17ZM39 106V105H38ZM51 106V107H52ZM62 106V105H61ZM90 106V107H91ZM171 106V105H170ZM21 107H23V106H21ZM40 107H42V104H41V106ZM137 108L135 109V108H133L134 110L131 112V113H133V115L135 116V115H138V117H141V118H143L144 117V112H146L147 113V111L145 110L144 111V109L143 108H140V106H136ZM32 108V107H31ZM39 108V107H38ZM42 108H46V107H42ZM122 108V107H121ZM173 108V107H172ZM257 108V107H256ZM10 109V108H9ZM23 109H24V107H23ZM22 109V110H23ZM26 109V110H27ZM34 109V108H33ZM32 109V110H33ZM41 109V108H40ZM39 109V110H40ZM64 109V108H63ZM98 109V108H97ZM175 109H176V107H175ZM175 109H174V111H175ZM178 109V108H177ZM19 110H20V108H19ZM18 110V111H19ZM36 110V109H35ZM34 110V111H35ZM47 110V109H46ZM92 110H94V109H91V111ZM99 110V109H98ZM102 110V109H101ZM123 110V109H122ZM129 110V109H128ZM181 110V109H180ZM179 109H178V111L179 112H181L182 113V110L180 111ZM21 111V110H20ZM30 111V112H29ZM36 111H38V109L36 110ZM41 111V110H40ZM53 111V110H52ZM67 112H68V109L66 110ZM65 111V112H66ZM131 110H129V112H130ZM177 111V112H178ZM48 112V111H47ZM98 112V111H97ZM127 112V111H126ZM178 112V113H179ZM183 112H185V111H183ZM230 112H231V110H230ZM18 113V112H17ZM70 113V112H69ZM111 113V112H110ZM113 113V112H112ZM116 113V112H115ZM130 113V114H131ZM145 113V114H146ZM232 113V112H231ZM20 114V113H19ZM162 114V113H161ZM185 114V113H184ZM235 114H236V112H235ZM239 114V113H238ZM243 114V113H242ZM246 114V113H245ZM257 114V113H256ZM42 115H43V113H42ZM73 115V114H72ZM108 115V114H107ZM118 118L119 117H122V116H124L125 115V111H119V112H117L116 114H115ZM157 115V114H156ZM147 116V115H146ZM148 116H149V113H148ZM177 116V115H176ZM245 116V115H244ZM250 116V115H249ZM256 116V115H255ZM259 116V115H258ZM164 117V116H163ZM248 117V116H247ZM21 118V117H20ZM61 118V119H60ZM111 118V117H110ZM115 118V117H114ZM148 118H150V117H148ZM147 118V119H148ZM156 118H159V116L158 117H156ZM155 118V119H156ZM161 118V117H160ZM186 118V117H185ZM112 119H113V117H112ZM144 119V118H143ZM152 119V118H151ZM164 119H166V118H164ZM164 119H162L163 121H164ZM182 119V118H181ZM184 120V119H183ZM145 121H146V119H145ZM153 121H155V122H153ZM153 121H148V123L146 124L147 125V129H149V130H152V132H153V128H157V127H155L156 125H155V123L157 122L156 120H153ZM161 121V120H160ZM179 121V120H178ZM189 121V120H188ZM63 122V123H62ZM115 122V121H114ZM167 122H168V120H167ZM167 122H165L166 124H167ZM174 122V121H173ZM111 123H112V121H111ZM164 123V122H163ZM164 123V124H165ZM168 124H169V122H168ZM39 125V126H38ZM111 125V124H110ZM109 125V126H110ZM113 125H115V124H113ZM172 125V124H171ZM112 126V125H111ZM175 126V125H174ZM167 127V126H166ZM172 128H173V126H171ZM114 128H116V127H114ZM196 128V127H195ZM245 128V127H244ZM159 129V128H158ZM176 129H178V131H180L179 130V128H177L176 127ZM205 129V128H204ZM155 130V129H154ZM109 131V130H108ZM107 131V132H108ZM156 131V130H155ZM174 131V130H173ZM172 131V132H173ZM193 131V130H192ZM196 131V130H195ZM257 131V130H256ZM106 132V133H107ZM117 132V131H116ZM151 132V131H150ZM150 132H149V134H150ZM160 132V131H159ZM166 132V131H165ZM171 132V131H170ZM171 132V133H172ZM209 132V131H208ZM240 132L241 131H239V135H241L240 134ZM253 132V131H252ZM255 132V131H254ZM156 133V132H155ZM167 133V132H166ZM178 133V132H177ZM177 133H175L176 135H177ZM180 133V132H179ZM178 133V134H179ZM196 133V132H195ZM243 133V132H242ZM256 133V132H255ZM119 134V133H118ZM117 134V135H118ZM148 134V133H147ZM152 134V133H151ZM185 134V133H184ZM200 134V133H199ZM238 134V133H237ZM258 134H259V132H258ZM263 134V133H262ZM102 135V136H103ZM106 135V134H105ZM110 135V134H109ZM111 135H112V133H111ZM110 135V136H111ZM163 135V134H162ZM169 135V134H168ZM232 135H234V133H232ZM257 135V134H256ZM129 136V135H128ZM132 136V135H131ZM159 137H160V135H158ZM167 136V135H166ZM181 136H183L182 135V133H180V137ZM242 136H243V134H242ZM248 136V135H247ZM258 136V135H257ZM49 138V139H47V138ZM152 137H153V135H152ZM156 137V136H155ZM162 137H165V136H162ZM178 137V136H177ZM189 137V136H188ZM193 137V136H192ZM198 137V136H197ZM241 137V136H240ZM245 137V136H244ZM256 137V136H255ZM62 138H65V139H68L69 141H66V140H62ZM114 139H115V136L113 137ZM157 138V137H156ZM167 138V143L166 142H164V144L166 143L167 145L168 144H170V145H168V147L170 146H174V148L176 147H179L178 149H180L182 152H185V146L187 145H184L183 143H188L187 141L185 142L184 141V139H183V142L181 141V140H179L180 138H178V139H176V138H173L172 136H171V134H170V137H166ZM195 138V137H194ZM234 138V137H233ZM237 138H238V136H237ZM260 138V137H259ZM101 139H102V137H101ZM118 139H120V138H118ZM155 139V138H154ZM164 139V138H163ZM162 139V140H163ZM189 139V138H188ZM235 139H236V137H235ZM253 139V138H252ZM159 140V139H158ZM157 140V142H159ZM181 141V142H179V144H177V141ZM191 140H193V139H191ZM195 140V139H194ZM244 140V139H243ZM114 141H116V140H114ZM120 141V140H119ZM152 141V140H151ZM165 141V140H164ZM202 141V140H201ZM234 141V140H233ZM245 141V140H244ZM256 141V140H255ZM261 141V140H260ZM153 142H154V140H153ZM161 142V141H160ZM160 142H159V144H160ZM235 142V141H234ZM121 143V142H120ZM129 143H131V142H129ZM200 143V142H199ZM228 144H229V142H227ZM237 143V142H236ZM247 143H249V142H247ZM253 143V142H252ZM259 143H261V142H259ZM127 144V143H126ZM138 144V143H137ZM149 144H151V143H149ZM162 144V143H161ZM251 144V143H250ZM249 144V145H250ZM254 144V143H253ZM119 145V144H118ZM121 145V144H120ZM122 145H123V143H122ZM133 145V144H132ZM141 145V144H140ZM155 145V144H154ZM175 145H177V146H175ZM189 145V144H188ZM225 145H226V143H225ZM114 146H116V145H114ZM137 146V145H136ZM190 146V145H189ZM232 146V145H231ZM246 146V145H245ZM244 146V147H245ZM256 146V145H255ZM262 146V145H261ZM125 147V146H124ZM129 147V146H128ZM126 148L127 150L129 149V148ZM132 147V146H131ZM142 147H143V145H142ZM155 147V146H154ZM156 147H157V145H156ZM156 147L155 148H146V151H147V154L148 155H150L149 157H153V158H149V159H153V160H158L157 158L155 159L154 157H156V156H158V153H161V151L159 152V150L158 149H156ZM164 147H166V146H164ZM191 147V146H190ZM220 147V146H219ZM221 147H222V145H221ZM226 147V146H225ZM233 147V146H232ZM247 147V146H246ZM249 147H251V146H248V148ZM80 148H82V147H80ZM115 148V147H114ZM133 148V147H132ZM135 148V147H134ZM192 148V147H191ZM229 148V147H228ZM247 148V149H248ZM120 149V148H119ZM122 149V148H121ZM138 149V148H137ZM140 149H142V148H140ZM164 149V148H163ZM167 149V148H166ZM172 149V148H171ZM187 149V148H186ZM197 149V148H196ZM195 149V150H196ZM230 149V148H229ZM245 149V148H244ZM110 150H112V149H110ZM117 150V149H116ZM126 150V151H127ZM132 150V149H131ZM131 150H128V151H130V152H132ZM134 150H136V148L134 149ZM145 150V149H144ZM161 150V149H160ZM168 150V149H167ZM180 150H178V151H180ZM189 150V152H191L190 151V149H188ZM222 150V149H221ZM251 150V149H250ZM83 151V150H82ZM118 151V150H117ZM122 151H124V149L122 150ZM138 151V150H137ZM146 151L143 153V154H145L146 153ZM169 151V150H168ZM193 151V150H192ZM197 151V150H196ZM200 151V150H199ZM226 151V150H225ZM228 151V150H227ZM235 150H233V152H234ZM255 151V150H254ZM143 152V151H142ZM164 152H165V150L163 151V153H161L160 154V156H163L162 154H164ZM187 152V151H186ZM185 152V153H186ZM189 152L187 153V156H188V158H189V160H188V162L189 161H191V164L190 165H195V163H197V162H195V163H193V161L196 159V158H198V155H202L203 156V154H200V153H194L195 151H193L192 153H191V155L189 154ZM232 152V151H231ZM64 153H67V155H65ZM84 153L82 154V156L84 155ZM109 153V152H108ZM114 153V152H113ZM118 153V152H117ZM125 155H127V156H125V155H123V156H125V158H123L124 159V162H122L123 161V159L122 158H120L121 160H118V158H117V160L115 161V159H114V162L117 164V162L119 163V161H120V163H119V167H118V169H121L120 167L122 166V171L124 172L123 174H125V176H126V174H128L129 173V171L131 170L129 167L132 165L131 163H132V160H131V158H130V156H132L133 157V155H130L131 153H129V152H127V154L125 153V151L123 152ZM129 153V154H128ZM134 153V152H133ZM139 153H141V152H139ZM166 153H167V151H166ZM165 153V154H166ZM171 153V152H170ZM176 153V152H175ZM209 153V152H208ZM227 153V152H226ZM235 153V152H234ZM68 154H70V157H68ZM120 154V153H119ZM229 154H230V152H229ZM246 154V153H245ZM262 153H260V155H261ZM61 155L62 156H64V157H66L67 156V159L68 160H64V161H67L66 163H68L69 164V166L66 168V169H63L62 167H61V165H60V167H61V169H58L59 167V162L61 161ZM128 155H130V156H128ZM139 155V154H138ZM142 155V154H141ZM146 155V154H145ZM144 155V156H145ZM147 155V156H148ZM176 155H178V154H176ZM181 155H183V153L181 154ZM186 155V154H185ZM73 156H75L74 158H73ZM81 156V155H80ZM117 156V155H116ZM184 156V155H183ZM225 156V155H224ZM235 156V155H234ZM257 156V155H256ZM122 157V156H121ZM135 157V156H134ZM143 157V156H142ZM159 157V156H158ZM169 157V156H168ZM180 157V156H179ZM226 157V156H225ZM254 157V156H253ZM261 157V156H260ZM78 158H79V156H78ZM78 158H76L77 160H78ZM81 158H83V157H81ZM86 158H84V159H86ZM107 158V157H106ZM146 158V157H145ZM144 158V159H145ZM164 158H167L166 156H164ZM185 158H186V156H185ZM184 158V159H185ZM187 158V159H188ZM222 158V157H221ZM255 158V157H254ZM66 159V158H65ZM134 159V158H133ZM146 159H148V158H146ZM168 159H170V158H167V160ZM177 159V158H176ZM203 159V158H202ZM217 159V158H216ZM228 159V158H227ZM51 160H54L56 163H58V165L57 166H55V165H53L52 164V166L50 165H48L49 164V162H51ZM82 160V159H81ZM109 160H112V159H109ZM140 160V159H139ZM142 160V159H141ZM162 160V159H161ZM179 160V159H178ZM197 160H199V159H197ZM205 160V159H204ZM203 160V161H204ZM80 161V160H79ZM86 161V160H85ZM148 161L149 160H147V163H148ZM152 161V160H151ZM155 161H152V162H150L151 164H153V162H155ZM159 161H160V159H159ZM201 160H199V162H200ZM209 161V160H208ZM212 161V160H211ZM228 161V160H227ZM259 161V160H258ZM257 161V162H258ZM262 161H263V158H262ZM82 162H84V160L83 161H81V163ZM110 162V161H109ZM109 162H107L108 163V165H109ZM112 162V161H111ZM110 162V164H112ZM121 162L124 164V167L127 169V168H129V170L127 169V171L125 172V170L126 169H124V167H123V165H121L120 166V164H121ZM158 162V161H157ZM177 162V161H176ZM176 162H174V163H176ZM187 162V161H186ZM206 162V161H205ZM237 162V161H236ZM53 163V162H52ZM86 163V164H87ZM139 162H137V164H138ZM141 163V162H140ZM139 163V164H140ZM147 163L146 164H144V165H147ZM160 163V162H159ZM190 163V162H189ZM201 163V162H200ZM211 163V162H210ZM213 163V162H212ZM226 163V162H225ZM241 163V162H240ZM15 164H14V167H15ZM78 164H80V163H78ZM86 164H84V166L86 165ZM88 164L86 165L87 167H88ZM115 164V165H116ZM138 164V165H139ZM154 164H156V162L154 163ZM182 164V163H181ZM186 164V163H185ZM188 164V163H187ZM208 164V163H207ZM213 164H216V163H213ZM230 164V163H229ZM12 165H13V163H12ZM47 165L49 166V167H51V171L52 172H47L48 170H46V168H47ZM64 165V164H63ZM77 165V164H76ZM81 165V164H80ZM105 165V166H104ZM107 165V166H108ZM114 165V164H113ZM113 165H111V166H113ZM135 165V164H134ZM134 165H132L133 166V169L135 168L134 167ZM144 165H143V167H144ZM193 165V166H194ZM200 165V164H199ZM205 164L203 163V166H204ZM210 165V164H209ZM208 165V166H209ZM217 165H219V163L218 164H216V167H218ZM227 165V164H226ZM241 165V164H240ZM111 166H108V168L109 169H111ZM117 166H118V164H117ZM117 166H116V168H117ZM135 166H137V165H135ZM153 166H155V168H153L154 170L152 171L153 172V174L155 175V173H156V171H155V169L157 168L156 167V165H151V166H149L148 168L149 169H151ZM186 166V165H185ZM206 166V165H205ZM213 166V165H212ZM221 166V165H220ZM235 166H236V164H235ZM243 166V165H242ZM75 169H74V168ZM80 167L81 166H79V169H80ZM115 167V166H114ZM168 167V166H167ZM197 167H198V165H197ZM196 167V168H197ZM200 167V166H199ZM198 167V168H199ZM210 167V166H209ZM214 167H215V165H214ZM222 167V166H221ZM228 167V166H227ZM230 167V166H229ZM239 167H241V166H239ZM106 168V167H105ZM105 168H104V170H105ZM116 168H114V169H116ZM138 168V167H137ZM142 168V167H141ZM145 168V167H144ZM159 168H161V167H159ZM171 168H173L171 171H172V174H174L175 175V173L177 174V172H179V174H180V172H181V174H182V171H179V170H183V167L182 168H180V166L179 165H174V166H172ZM170 168V169H171ZM186 168H188L187 166H186ZM185 168V169H186ZM192 168H195V166L194 167H192ZM201 169H202V166L200 167ZM204 168V167H203ZM220 168V167H219ZM238 168V167H237ZM48 169V168H47ZM132 169V170H133ZM146 170H147V168H145ZM163 169V168H162ZM200 169V170H201ZM208 169H210V168H208ZM212 169V168H211ZM214 169V168H213ZM212 169V170H213ZM221 169H223V168H221ZM224 169H225V167H224ZM223 169V170H224ZM227 169V168H226ZM50 170V169H49ZM82 170H84L83 168H82ZM82 170H80V171H82ZM87 170V169H86ZM85 170V171H86ZM89 170V169H88ZM87 170V171H88ZM161 170V169H160ZM165 170V169H164ZM190 170V169H189ZM193 170V171H192ZM191 171H192V173L194 172V170H195V172H196V169H192ZM203 170H205V169H203ZM220 170V169H219ZM218 170V171H219ZM233 170H235V169H233ZM108 171V170H107ZM115 171H117V170H115ZM114 171V172H115ZM118 171H121V170H118ZM134 171H136V168H135V170ZM133 171V173L135 174V176L137 175V174H139V173H141V172H137V174L135 173ZM139 171V170H138ZM148 171V170H147ZM185 170H183V172H184ZM188 171V170H187ZM191 171H190V173H191ZM208 171V170H207ZM239 171H240V168H239ZM79 172V171H78ZM108 172H110V171H108ZM113 172V171H112ZM113 172V173H114ZM132 172V171H131ZM129 173L130 175H131V177H132V180H136L135 182L136 183H138V186H137V184L135 185V186H137V188H135L134 187V190H135V194L136 193H138V194H136V195H138L139 197H140V195H145L146 196V193H148L149 191H150V194H151V190H155V192L156 191H158V194H160L159 196H158V194H157V192L155 193L157 196H158V198L160 197V198H162V199H159L158 200V202L160 203H158L157 202V200H156V202H157V204H158V206H159V208L157 209V204H156V209L157 210H154L153 208H155V207H152V209H151V213H150V209H148L149 211H147V213L148 214H150V216H146V220H144V218H145V216L143 217V221H141L140 223V225L138 226L137 225V227H136V229L137 230H134V232H136L134 235H133V237L129 240V241H131L132 240V242H133V246L131 247L132 249H133V254H131V255H134V256H132V257H134V259L136 260L135 262H137V260L140 262H137L138 264H156L157 262L156 261H154V260H152V259H150V258H147L148 257V252H151L150 251V247H153V246H155V245H157V243L160 241L161 242V240L163 239V238H166V237H161V234H159V231H158V228L161 226V225H163L162 223H164V224H170V222L168 221L171 217H172V219L174 220V218H179V220H180V223H181V221L183 222V221H185V223H187V217L189 218L190 216L192 217V213L194 212V208H193V206L195 205V203L197 202V200H196V187L194 186V182H198L200 179H198L197 181H196V179L195 180H193L191 177H190V174L189 175H184L185 173H188V172H186L185 171V173H183V176H182V178H181V180H180V183H178L179 184V186H177L176 187V185H175V189L173 190L171 187H173V186H171L170 188L172 189V191H171V189H168L169 191H167L166 189H167V187H166V189H164V190H166V191H164V193L163 192H160V187H158L157 186V183H158V185H160L159 183L161 182H159V181H157V183H156V180H158L157 179V177L158 176H156V177H154L152 174H150L149 172H147V173H149L150 175H152L153 176V178L151 179V180H149V178L147 179V180H149V181H144L143 182V180H142V178L143 177H145V175L142 177V178H140V176H139V178H137V177H133V175H132V173ZM151 172V171H150ZM164 172V171H163ZM194 172V173H195ZM197 172H199V171H197ZM202 173H203V171H201ZM205 172V171H204ZM209 172V171H208ZM215 172V171H214ZM220 172V171H219ZM229 172H232V170L231 171H229ZM263 172V171H262ZM86 173V172H85ZM103 173H105V172H103ZM116 173H118V172H115V174ZM119 173H121L120 175H123L122 174V172H119ZM160 173V172H159ZM191 173V174H192ZM206 173V172H205ZM225 173V172H224ZM87 174H89L88 172H87ZM114 174V175H115ZM128 174V175H129ZM144 174V173H143ZM178 174V175H179ZM180 174V175H181ZM208 174V173H207ZM219 174H221V173H219ZM223 174V173H222ZM229 174V173H228ZM234 174H235V172H234ZM90 175V174H89ZM110 175V174H109ZM113 175V174H112ZM111 175V176H112ZM118 175V174H117ZM127 175V176H128ZM148 175V174H147ZM150 175H148L149 177H150ZM171 175V174H170ZM170 175H169V177H170ZM196 175V174H195ZM194 175V176H195ZM199 175H200V173H199ZM205 175V174H204ZM211 175V174H210ZM214 175H215V173H214ZM217 176H218V174H216ZM232 175V174H231ZM83 176H86V174L84 175L83 174ZM151 176V177H152ZM161 176V175H160ZM163 176V175H162ZM171 176H173V175H171ZM177 176V175H176ZM197 176V175H196ZM206 176V175H205ZM103 177V176H102ZM102 177H100V178H102ZM113 177V176H112ZM123 177V176H122ZM181 177V176H180ZM200 177V176H199ZM209 177H211V176H209ZM216 177V176H215ZM219 177H220V175H219ZM221 177H222V175H221ZM220 177V178H221ZM229 177V176H228ZM235 178H236V175L234 176ZM253 177V176H252ZM65 178V177H64ZM71 178V177H70ZM82 178H84V177H82ZM86 178V177H85ZM88 178V177H87ZM90 178H88V179H90ZM116 178H118V177H116ZM125 178V177H124ZM133 178H135V179H133ZM196 178V177H195ZM204 178H206V177H204ZM203 178V179H204ZM231 178V177H230ZM106 179H109V178H106ZM144 179V178H143ZM161 178L159 177V180H160ZM165 179V178H164ZM169 179V178H168ZM214 178H211V180H213ZM82 180V179H81ZM85 180H87V179H85ZM97 180L95 181V182H97ZM113 180V179H112ZM115 180V179H114ZM130 180H131V178H130ZM202 180V179H201ZM200 180V181H201ZM204 180H206V179H204ZM224 180V179H223ZM235 180V179H234ZM67 181V180H66ZM74 181V182H75ZM84 181V180H83ZM100 181V180H99ZM129 181V180H128ZM168 181H170V179L168 180ZM194 181V182H193ZM214 181V180H213ZM215 181H217V180H215ZM218 181H221L220 179H218ZM254 181V180H253ZM100 182H102V181H100ZM103 182H104V180H103ZM116 182V181H115ZM129 182H131V181H129ZM167 182V181H166ZM171 182V181H170ZM173 182V181H172ZM175 182V181H174ZM176 182H177V180H176ZM182 182V183H181ZM208 182V181H207ZM223 182V181H222ZM226 182H228V179H227V181ZM232 182V181H231ZM235 182V181H234ZM256 182V181H255ZM66 183V184H65ZM80 183V182H79ZM84 183V182H83ZM99 183V182H98ZM134 183V182H133ZM142 183V184H141ZM200 183V182H199ZM199 183H197V184H199ZM239 183H240V181H239ZM238 183V185H240ZM252 183V182H251ZM262 183V182H261ZM81 184H82V182H81ZM97 184V183H96ZM115 184V183H114ZM167 185H168V183H166ZM173 184V183H172ZM177 184V183H176ZM212 184V182L209 184V185H211ZM222 184V183H221ZM255 184H257V183H255ZM258 184H259V182H258ZM76 185L78 186V184L76 183ZM84 185V184H83ZM98 185V184H97ZM134 185V184H133ZM164 185V184H163ZM162 185V186H163ZM196 185V184H195ZM203 185V184H202ZM208 185V184H207ZM217 185V184H216ZM228 185V184H227ZM237 185V186H238ZM250 184H248V186H249ZM88 186V185H87ZM94 186H96L95 184H94ZM156 186L158 187L157 189H156ZM169 186V185H168ZM199 186H201L200 184H199ZM215 186V185H214ZM224 186V185H223ZM229 186V185H228ZM246 186V185H245ZM258 186V185H257ZM263 186V185H262ZM82 187V186H81ZM89 188H90V186H88ZM105 187H107V186H105ZM111 187V186H110ZM139 187V188H138ZM195 187V188H194ZM206 187V186H205ZM208 187H210V186H208ZM212 187V186H211ZM221 187V186H220ZM241 187V186H240ZM243 187V186H242ZM255 188H258V187H256V186H254ZM260 187V186H259ZM77 188V187H76ZM97 188V187H96ZM163 188H165V187H163ZM169 188V187H168ZM216 188V187H215ZM230 188V187H229ZM238 188V187H237ZM254 188V189H255ZM24 189H26L25 191H24ZM88 189V188H87ZM94 189V188H93ZM101 189V188H100ZM103 189V188H102ZM159 189V190H158ZM162 189V188H161ZM201 189H203V188H201ZM209 189V188H208ZM218 189V188H217ZM250 189H252V188H250ZM32 190V189H31ZM38 190V189H37ZM79 190V189H78ZM82 190H83V188H82ZM86 190V189H85ZM89 190V189H88ZM107 190V189H106ZM199 190V189H198ZM205 190V189H204ZM210 190V189H209ZM216 190V189H215ZM224 190V189H223ZM230 190V189H229ZM239 190V189H238ZM241 190V189H240ZM245 190V189H244ZM261 190V189H260ZM42 191V192H41ZM84 191V190H83ZM163 191V190H162ZM211 191V190H210ZM209 191V193H211ZM217 191V190H216ZM231 191V190H230ZM256 192H257V189L255 190ZM263 191V190H262ZM160 192V193H159ZM215 192V191H214ZM222 192V191H221ZM220 192V193H221ZM227 193H229L228 192V190L226 191ZM242 192V191H241ZM255 192V193H256ZM259 192V191H258ZM37 193V194H38ZM39 193V194H40ZM139 193H140V195H139ZM153 194H154V192H152ZM161 193H162V195H161ZM205 193H208V192H205ZM232 193V192H231ZM245 193V192H244ZM243 193V194H244ZM36 194V196H34V197H37L38 195ZM164 194H165V196H164ZM199 194V193H198ZM201 194H203V192L202 193H200V195ZM212 195H213V193H211ZM242 193H240V195H241ZM251 194V193H250ZM7 195V196H8ZM34 194H32V196H33ZM41 195V194H40ZM148 195V194H147ZM206 195H209V194H206ZM226 195V194H225ZM231 195V194H230ZM23 196V197H22ZM118 196H120V195H118ZM162 196V197H161ZM211 196V195H210ZM218 196V195H217ZM246 196V195H245ZM249 196V195H248ZM255 196V195H254ZM39 197V196H38ZM122 197V196H121ZM128 197V196H127ZM127 197H126V199H127ZM198 197V196H197ZM202 197V196H201ZM220 197V196H219ZM114 198V197H113ZM118 198V197H117ZM136 199H135V201L137 200V198L138 197H135ZM142 198V196L140 197V199ZM144 198V197H143ZM149 198V197H148ZM154 198V197H153ZM153 198H152V200H153ZM207 198V197H206ZM228 198V197H227ZM247 198V197H246ZM31 199V198H30ZM123 199H124V197H123ZM125 199V200H126ZM132 199H134V198H132ZM215 199H216V197H215ZM220 199V198H219ZM224 199V198H223ZM34 200V199H33ZM37 200V199H36ZM124 200V201H125ZM128 200V199H127ZM145 200V199H144ZM196 200V201H195ZM199 200V199H198ZM202 200V199H201ZM204 200V199H203ZM230 200V199H229ZM247 200V199H246ZM252 200V199H251ZM31 202H32V200H30ZM113 201V200H112ZM118 201V200H117ZM123 200H121V202H122ZM129 201V200H128ZM143 201V200H142ZM149 201V200H148ZM147 201V202H148ZM210 201V200H209ZM216 201H217V199H216ZM235 201V200H234ZM241 201V200H240ZM255 201V200H254ZM31 202L29 203V204H31ZM120 202V201H119ZM121 202H120V204L117 202V204H116V206L119 204V205H121ZM138 202H139V199H138ZM137 202V203H138ZM149 202H151V201H149ZM152 202H154V201H152ZM156 202H154V203H156ZM212 202V201H211ZM214 202H215V200H214ZM221 202V201H220ZM220 202H219V204H220ZM223 202H224V200H223ZM226 202H227V200H226ZM225 202V203H226ZM236 202V201H235ZM248 202V201H247ZM36 203V202H35ZM116 203V202H115ZM123 203H126V201L125 202H123ZM122 203V204H123ZM134 203V202H133ZM132 203V204H133ZM142 203V202H141ZM143 203H144V201H143ZM254 203H256V202H254ZM259 203H261V202H259ZM29 204L27 205V206H29ZM126 204H130V203H126ZM131 204V205H132ZM221 204H223V203H221ZM233 204V203H232ZM236 204V203H235ZM248 204V203H247ZM246 204V205H247ZM113 205V204H112ZM115 205V204H114ZM113 205V206H114ZM135 205V204H134ZM137 205V204H136ZM135 205V206H136ZM138 205L140 206V205H143V204H140V203H138ZM137 205V206H138ZM146 205H148V204H145V206ZM216 205V204H215ZM224 205V204H223ZM230 205V204H229ZM250 205V204H249ZM31 206V205H30ZM34 207L36 206V207H38L36 204L35 205H33ZM127 206V205H126ZM130 206V205H129ZM144 206V207H145ZM218 205H216L215 206V208L217 207ZM118 207V206H117ZM132 207V208H131ZM130 208L129 207H127V208H129V209H133V205L131 206ZM143 207V206H142ZM142 207H140V208H142ZM195 207H197V206H195ZM229 207V206H228ZM227 207V208H228ZM241 207V206H240ZM248 207V206H247ZM255 207H256V204H255ZM28 208V207H27ZM30 208H33L32 206L30 207ZM30 208H28V209H30ZM119 208H121V207H119ZM138 208V207H137ZM146 208H148V207H146ZM201 208V207H200ZM199 208V209H200ZM209 208V207H208ZM212 208H214L213 206H212ZM226 208V207H225ZM233 208V207H232ZM235 208V207H234ZM233 208V209H234ZM258 208V207H257ZM257 208H255V209H257ZM18 209V210H19ZM26 209V208H25ZM34 210H31V211H29V212H31L30 213V216H31V214H32V212H34V213H38V208L37 209H35V208H33ZM136 209V208H135ZM222 209V208H221ZM37 210V211H36ZM116 210V209H115ZM120 210V209H119ZM138 210V209H137ZM142 210H143V208H142ZM142 210H140L141 212H143ZM202 210V209H201ZM210 210V209H209ZM215 210H217V209H215ZM224 210V209H223ZM228 210V209H227ZM229 210H231L230 208H229ZM235 210V209H234ZM252 210V209H251ZM25 211V210H24ZM28 211V210H27ZM26 211V212H27ZM130 211H133V210H130ZM136 211V210H135ZM196 211V210H195ZM212 211V210H211ZM233 211V210H232ZM238 211V210H237ZM243 211V210H242ZM21 212H23V211H21ZM28 212V213H29ZM134 212V211H133ZM203 212V211H202ZM234 212L235 211H233V214H234ZM37 213H36V215H37ZM143 213H146V211H144ZM206 213V212H205ZM217 213H218V211H217ZM243 213V212H242ZM246 213V212H245ZM53 214V213H52ZM139 214V213H138ZM194 214V213H193ZM208 214V213H207ZM240 214V212H238V215ZM68 215V214H67ZM144 215V214H143ZM199 215V214H198ZM217 215V214H216ZM225 215V214H224ZM232 215V214H231ZM236 216H237V214H235ZM24 216L26 217V218H28L29 217V214H27V213H24ZM33 216V215H32ZM196 216V215H195ZM54 217H56V216H54ZM130 217H131V215H130ZM133 218H134V216H132ZM201 217V216H200ZM227 217H229V216H227ZM244 217V216H243ZM239 218V217H238ZM241 218V217H240ZM239 218V219H240ZM246 218V217H245ZM55 219L56 218H54V219H52L53 221H55ZM59 219V218H58ZM57 219V220H58ZM171 219V222L173 221ZM191 219V218H190ZM199 219V218H198ZM226 219H228V218H226ZM131 220V219H130ZM139 220H140V218H139ZM192 220V219H191ZM194 220H197V218L196 219H194ZM202 219H200V221H201ZM221 220V219H220ZM238 220V219H237ZM243 220V219H242ZM137 221V220H136ZM190 221V220H189ZM189 221H188V225H189ZM222 221H224L223 219H222ZM222 221H221V223H222ZM133 222V221H132ZM169 222V223H168ZM197 222L199 223V220H197ZM202 222H205L204 220L202 221ZM244 222V221H243ZM53 223H55V222H53ZM52 223V224H53ZM57 223V222H56ZM137 223V222H136ZM174 223H176V222H174ZM184 223V222H183ZM233 223V222H232ZM239 223V222H238ZM241 223H242V221H241ZM120 224H122V223H120ZM126 224V223H125ZM132 224H134V223H132ZM161 224V225H160ZM178 224V223H177ZM177 224H175V225H177ZM193 224V223H192ZM200 224H202V223H200ZM200 224H198V225H200ZM65 225V224H64ZM115 225V224H114ZM123 225V224H122ZM150 225H151V229H150ZM183 225V224H182ZM58 226V225H57ZM107 226V225H106ZM120 226V225H119ZM135 226V225H134ZM133 226V227H134ZM172 226H173V224H172ZM193 226V225H192ZM211 226V225H210ZM63 227V226H62ZM104 227V226H103ZM187 227V226H186ZM190 227V226H189ZM195 227V226H194ZM200 227H203V228H199V229H203V230H207V227H208V225L206 224V223H204V224H202V226L200 225ZM64 228V227H63ZM105 228V227H104ZM113 228V227H112ZM115 228V227H114ZM113 228V229H114ZM119 228V227H118ZM161 228V227H160ZM164 227H162V229H163ZM173 228H174V226H173ZM184 228V227H183ZM209 228H211V227H209ZM217 228V227H216ZM165 229V228H164ZM163 229V230H164ZM170 229V228H169ZM168 229V230H169ZM191 229V228H190ZM194 229V228H193ZM220 229V228H219ZM109 230V229H108ZM121 230V229H120ZM123 230V229H122ZM167 230V229H166ZM194 230H196V227H195V229ZM211 230V229H210ZM102 231V230H101ZM124 231V230H123ZM158 231V232H157ZM186 231V230H185ZM199 231V230H198ZM201 231V230H200ZM215 231H217V230H215ZM105 232V231H104ZM108 232V231H107ZM113 232V231H112ZM118 232V231H117ZM125 232V231H124ZM133 232V231H132ZM163 232V231H162ZM204 232V231H203ZM202 232V233H203ZM208 232V231H207ZM69 233V232H68ZM68 233H65V234H63V235H61L60 237H58L59 239H61V246H63V248L65 249V251L66 252H68V251H70V252H72V254L76 251L75 249H73V247L75 246L76 247V245L77 244H79V242L78 243H76V245H74V243L76 242H74L73 243V241H74V239H76V238H78L79 236H77L76 237V235L75 236H73L72 234H68ZM83 233V232H82ZM106 233V232H105ZM121 233V232H120ZM130 233V232H129ZM165 233V232H164ZM195 233V232H194ZM205 234H206V232H204ZM203 233V234H204ZM216 233V232H215ZM80 234V233H79ZM99 234V233H98ZM103 234V233H102ZM107 234V233H106ZM114 234V233H113ZM125 234V233H124ZM167 234V233H166ZM199 234H201L200 232H199ZM199 234H197V235H199ZM210 234V233H209ZM209 234H206V235H209ZM219 234V233H218ZM221 234H222V232H221ZM101 235V234H100ZM122 235V234H121ZM130 235V234H129ZM132 235V234H131ZM168 235V234H167ZM205 235V236H206ZM224 235V234H223ZM93 236H94V234H93ZM163 236V235H162ZM217 236V235H216ZM76 237V238H75ZM94 237H96V236H94ZM100 237H102V236H100ZM100 237H99V239H100ZM106 237H108V236H106ZM110 237V236H109ZM113 237V236H112ZM124 237H125V239L128 237H126L125 235H124ZM201 237V236H200ZM213 237V236H212ZM227 237V236H226ZM83 238V237H82ZM103 238V237H102ZM101 238V239H102ZM129 238H130V236H129ZM162 238V239H161ZM208 238V237H207ZM73 239V240H72ZM97 239V238H96ZM100 239V240H101ZM110 239V238H109ZM124 239V240H125ZM196 239V238H195ZM195 239H193V240H195ZM202 239V238H201ZM224 239V238H223ZM93 240V239H92ZM91 240V241H92ZM112 240H114V239H112L111 238V240H108V242L106 241L105 243H103L102 242V244L100 243V245L97 247V248H95V249H91L90 248V250L89 251H87L86 252V248H85V253L86 254H84V257H85V255H86V257L84 258V260H83V258L82 259H79L77 256H75V255H72V254H67V255H65L64 256V254H63V256L61 255V256H59V254H57L56 256H52L51 258H53V263H55V264H78V263H80V261H86V263L85 264H104V262H105V259L107 258H105L104 256H106L105 254H106V251L108 250V249H113V248H115V246H116V243L118 242H116L115 240V243L112 241ZM118 240V239H117ZM167 239H165V241H166ZM169 240V239H168ZM198 240H200V239H198ZM197 240V241H198ZM206 240V239H205ZM209 241L207 242L208 243V245L206 244V243H204L205 245H207V246H209L208 248H206L207 249V251H210L209 252V254H213L214 256H216L215 255V253L216 254H218L217 252H219L220 253V247H218L219 245V243L220 242H218V244H216V242L214 241L215 239H212V241L210 240V238L208 239ZM218 240V239H217ZM216 240V241H217ZM96 241V240H95ZM103 241V240H102ZM173 241V240H172ZM221 241V240H220ZM225 241V240H224ZM127 242V241H126ZM171 242V241H170ZM194 242V241H193ZM211 242V243H210ZM231 242V241H230ZM124 243H125V241H124ZM129 243V242H128ZM195 243V242H194ZM193 243V244H194ZM198 243V242H197ZM201 243H203V242H201ZM210 243V244H209ZM94 244V243H93ZM121 244H122V242H121ZM131 244V243H130ZM162 244H163V241H162ZM162 244H160V246L162 245ZM169 244V243H168ZM196 244V243H195ZM221 244H223V242L221 241ZM98 245V244H97ZM118 245V244H117ZM124 245V244H123ZM165 245H167V244H165ZM164 245V246H165ZM86 246V245H85ZM91 246H93V245H91ZM126 246H127V244H126ZM203 246V245H202ZM221 246V245H220ZM29 247V246H28ZM27 247V248H28ZM79 247H81L80 246V244H79ZM87 247V246H86ZM90 247V246H89ZM120 247V246H119ZM124 247H125V245H124ZM159 247V246H158ZM157 247V248H158ZM197 247V246H196ZM224 247L226 248V246H224L223 245V250H224ZM30 248V250H31V252H33L34 253V251H32V249L31 248H33V250H34V248L35 247H29ZM28 248V249H29ZM82 248V247H81ZM93 248H94V246H93ZM130 248V249H131ZM162 248V247H161ZM169 248V247H168ZM237 248V247H236ZM18 250H19V248H17ZM27 249V251H28V253L30 252L29 250ZM71 249H72V251H71ZM80 248H78L77 250H79ZM89 249V248H88ZM105 249H107L105 252H102L103 250H105ZM160 249V248H159ZM228 249V248H227ZM230 249V248H229ZM233 249H234V246H233ZM75 250V251H74ZM82 250V249H81ZM149 250V251H148ZM151 250L155 253L156 251H155V249H154V247L153 248H151ZM185 250V249H184ZM191 250V249H190ZM202 250V249H201ZM20 251V250H19ZM80 251V250H79ZM113 252H115L114 250H112ZM111 250H110V252H112ZM119 251V250H118ZM130 251V250H129ZM132 251V250H131ZM174 251V250H173ZM205 251V250H204ZM229 251V250H228ZM239 251V250H238ZM70 252H68V253H70ZM110 252L108 253L109 254V256H110ZM112 252V253H113ZM117 252V251H116ZM183 252V251H182ZM20 253H22V252H20ZM27 253V252H26ZM101 253H104V255H102ZM118 253V252H117ZM116 253V254H117ZM120 253V252H119ZM130 253V252H129ZM153 253V255H156V254H154ZM157 253V252H156ZM193 253V252H192ZM234 253V252H233ZM19 254V253H18ZM23 254V253H22ZM21 254V255H22ZM114 254V253H113ZM179 254V253H178ZM221 254V253H220ZM231 254V253H230ZM20 255V254H19ZM81 255V254H80ZM105 258L104 260H103V258H102V256ZM119 255H121V254H119ZM131 255H130V257H131ZM152 255V254H151ZM194 255V254H193ZM240 255V254H239ZM113 256V255H112ZM159 256V255H158ZM181 256V255H180ZM195 256V255H194ZM208 256H211V255H208ZM217 256H220V255H217ZM233 256V255H232ZM83 257V256H82ZM118 257V256H117ZM131 257V258H132ZM175 257V256H174ZM228 257H230V256H228ZM234 257H235V253H234ZM233 257V258H234ZM240 257V256H239ZM157 258H160V257H157ZM163 258V257H162ZM178 258V257H177ZM192 258V257H191ZM190 258V259H191ZM227 258V257H226ZM232 257H231V260H233L234 261V259H233ZM108 259V258H107ZM112 259V258H111ZM154 259V258H153ZM169 259V258H168ZM172 259V258H171ZM182 259H184V258H182ZM208 259V258H207ZM215 259V258H214ZM217 259V258H216ZM228 259V258H227ZM110 260V259H109ZM160 260V259H159ZM158 260V261H159ZM164 260H165V258H164ZM174 260V259H173ZM187 260V259H186ZM192 260H194V258L192 259ZM219 260V259H218ZM226 260V259H225ZM231 260H230V263H231ZM236 260V259H235ZM240 260V259H239ZM238 260V261H239ZM242 260V259H241ZM112 261V260H111ZM114 261V260H113ZM115 261H117V260H115ZM114 261V262H115ZM190 261V260H189ZM154 262H156V263H154ZM161 262V261H160ZM165 262V261H164ZM174 262V261H173ZM216 262H218V261H216ZM220 262H223V261H220L219 260V263ZM226 262V261H225ZM235 262V261H234ZM107 262H105V264H106ZM108 263H110V262H108ZM134 263V262H133ZM136 263V264H137ZM163 263V262H162ZM233 263V262H232ZM240 263V262H239ZM81 264V263H80ZM84 264V263H83ZM159 264H161V263H159ZM202 264H204V262L202 263ZM207 264V263H206ZM208 264H210V263H208Z\"/></svg>", "mask_w": 264, "mask_h": 264}]
</instances>
